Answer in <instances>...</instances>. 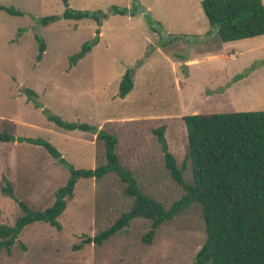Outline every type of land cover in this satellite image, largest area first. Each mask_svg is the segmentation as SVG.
<instances>
[{"label":"rangeland","instance_id":"obj_1","mask_svg":"<svg viewBox=\"0 0 264 264\" xmlns=\"http://www.w3.org/2000/svg\"><path fill=\"white\" fill-rule=\"evenodd\" d=\"M67 2L73 10L91 12L131 5V0ZM138 4L154 22V32L143 14L109 16L98 27L97 45L69 68L68 57L95 37L92 20L60 19L42 27L37 19L60 15L64 9L60 0H0L1 7L21 13L9 16L0 11V132L42 139L74 169L104 164L103 146L95 135L68 132L48 122L21 92L30 89L36 101L62 121L85 123L114 136L115 154L137 189L168 209L184 191L165 169L163 149L177 167L183 166V181L191 180L181 118L264 111V36L219 42L209 32L200 0H138ZM34 35L45 44L39 62L34 60ZM125 69L133 71L132 89L120 99L117 86ZM237 75L240 78L232 80ZM161 126L164 147L152 133ZM1 177L11 183L15 201L43 211L52 205L54 191L65 185L68 171L40 146L14 141L0 143ZM14 200L0 194V224L11 226L22 215ZM130 203L124 184L113 173L97 180L78 179L57 218L59 230L40 222L27 225L9 254L0 251V264L192 262L205 238L195 204L160 225L150 244L142 241L149 222L135 218L101 246L80 245L85 237L108 228Z\"/></svg>","mask_w":264,"mask_h":264},{"label":"trees","instance_id":"obj_2","mask_svg":"<svg viewBox=\"0 0 264 264\" xmlns=\"http://www.w3.org/2000/svg\"><path fill=\"white\" fill-rule=\"evenodd\" d=\"M60 2L64 7L61 14L37 19L40 26L60 19H88L97 27L95 37L83 42L68 57L69 68L97 45L98 27L109 16L132 18L143 14L148 28L153 32L155 30L154 22L144 14V8L138 4V0H131L128 8L111 5L105 12L73 10L69 8L67 0ZM200 8L209 32H213L221 43L264 36V4L261 0H200ZM0 11L9 16L21 15L12 8L0 6ZM33 38L37 46L34 60L39 62L45 44L40 37L34 35ZM132 74L131 69H125L121 75L117 86L118 98L123 99L131 91ZM239 78L237 75L232 80ZM21 92L56 127L68 132L94 134L103 146L104 164L89 170L74 169L48 142L42 139L15 138L4 131L0 132V143L25 141L40 146L52 159L65 165L68 171L65 185L54 191L52 205L43 211H33L24 203L15 201L11 183L1 177L0 194L14 200L22 215L11 226L0 224V251L9 254L17 236L29 224L40 222L59 230L57 218L64 211L66 201L71 199L76 181L97 180L113 173L124 184V192L131 198L130 206L108 228L93 237H85L80 245L92 243L101 246L135 218L149 222V229L142 241L150 244L160 225L170 221L180 210L195 204L200 211L205 238L190 264H264V111L183 116L181 120L186 130V158L190 164L191 180L189 183L183 181V166L177 167L172 155L164 152L165 169L172 181L184 191L180 200L165 209L161 203L144 196L137 189L130 172L120 165L114 151L117 144L114 136L102 129L96 131L94 126L85 123L62 121L36 101L37 95L32 90L23 88ZM163 130V126L152 130L161 147L165 146Z\"/></svg>","mask_w":264,"mask_h":264},{"label":"crops","instance_id":"obj_3","mask_svg":"<svg viewBox=\"0 0 264 264\" xmlns=\"http://www.w3.org/2000/svg\"><path fill=\"white\" fill-rule=\"evenodd\" d=\"M262 1H263V2H262ZM261 3L263 4V3H264V0H261ZM144 10H145V9H144ZM101 28H102V27H101ZM99 34H100V33H99ZM100 35H101V34H100ZM100 35H99V36H100ZM98 41H99V40H98ZM214 58H215V57H214ZM188 63H189V62H188ZM123 72H124V71H123ZM122 74H123V73H122Z\"/></svg>","mask_w":264,"mask_h":264},{"label":"water","instance_id":"obj_4","mask_svg":"<svg viewBox=\"0 0 264 264\" xmlns=\"http://www.w3.org/2000/svg\"><path fill=\"white\" fill-rule=\"evenodd\" d=\"M163 151L165 152V149H163Z\"/></svg>","mask_w":264,"mask_h":264}]
</instances>
